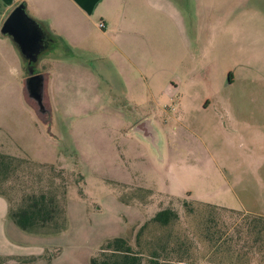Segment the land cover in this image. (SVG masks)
<instances>
[{
	"label": "rangeland",
	"instance_id": "obj_1",
	"mask_svg": "<svg viewBox=\"0 0 264 264\" xmlns=\"http://www.w3.org/2000/svg\"><path fill=\"white\" fill-rule=\"evenodd\" d=\"M179 7L171 26L141 42L140 70L113 41L106 58L91 57L106 100L82 66L58 72L51 124L34 113L48 137L39 156L53 164L20 157L0 173L12 210L40 193L63 210L25 238L31 252L44 248V264H91L119 236L144 264H264V0H238L235 26L217 10L205 18L197 0ZM58 53L51 43L42 55ZM146 116L156 145L134 131ZM165 208L179 215L168 225L153 220Z\"/></svg>",
	"mask_w": 264,
	"mask_h": 264
},
{
	"label": "crops",
	"instance_id": "obj_2",
	"mask_svg": "<svg viewBox=\"0 0 264 264\" xmlns=\"http://www.w3.org/2000/svg\"><path fill=\"white\" fill-rule=\"evenodd\" d=\"M197 1L205 11V18L208 10L213 9L219 11V22L231 26L238 24V0ZM184 2L185 0H0V133L6 138L0 140V152L19 158L27 157L36 163L53 164L39 156L42 155L41 151L48 137L23 99L22 82L28 75L26 60L11 38L1 33L3 22L17 5L23 3L26 6L27 12L48 33L49 45L53 43L59 49L58 54L42 55L44 50L38 63L42 72L45 71L41 67L43 59H52L54 62L52 70L49 68L46 71L50 74L49 93L53 102L54 95L61 93L57 90L59 87L56 89L57 73L61 74L64 69L75 71L78 66H82L90 86H97L100 101L106 100L108 95L103 90L106 81L102 77L101 64L92 62V58H106V43L113 41L116 49L126 57L127 67L140 70L139 61L135 58L141 53V42L150 43L155 40L160 26H171L175 21L176 9ZM222 11L226 12V17ZM101 21L106 24L105 28H100ZM69 56L85 60H69ZM145 119L154 123L152 116H146L143 120ZM9 210V200L0 195V257L11 261L35 256L39 259L38 264H44L41 260L44 248L37 246L31 252V242L25 238H30L27 233H33L32 230L46 226L24 230L16 224ZM35 233L39 234L37 231Z\"/></svg>",
	"mask_w": 264,
	"mask_h": 264
},
{
	"label": "water",
	"instance_id": "obj_3",
	"mask_svg": "<svg viewBox=\"0 0 264 264\" xmlns=\"http://www.w3.org/2000/svg\"><path fill=\"white\" fill-rule=\"evenodd\" d=\"M1 33L11 38L22 57L29 62L28 75L23 79V99L32 111L42 118L46 127L51 123V100L49 93L50 74L46 71L35 72V64L40 62V54L49 46V35L26 6L17 5L6 17ZM38 117V118H39ZM134 131L156 145L158 133L149 119L140 121Z\"/></svg>",
	"mask_w": 264,
	"mask_h": 264
},
{
	"label": "trees",
	"instance_id": "obj_4",
	"mask_svg": "<svg viewBox=\"0 0 264 264\" xmlns=\"http://www.w3.org/2000/svg\"><path fill=\"white\" fill-rule=\"evenodd\" d=\"M17 158L19 157L0 152V173H3V168L8 164L7 161L11 162ZM0 195L2 194L0 193ZM184 204L187 205V201ZM9 213L16 224L26 230L32 227H44L54 224L63 215V210L56 198L40 193L30 195L23 206L15 210L10 207ZM177 218H179V215L175 210L165 208L158 211L153 220L168 225ZM144 227L145 224L141 227L139 233L143 231ZM100 250L101 257H91V264H144L143 254L136 252L128 240L122 236L108 240L101 246ZM153 262L156 263V261Z\"/></svg>",
	"mask_w": 264,
	"mask_h": 264
},
{
	"label": "built area",
	"instance_id": "obj_5",
	"mask_svg": "<svg viewBox=\"0 0 264 264\" xmlns=\"http://www.w3.org/2000/svg\"><path fill=\"white\" fill-rule=\"evenodd\" d=\"M99 26H100V28H105L106 24L103 21H101V22H99Z\"/></svg>",
	"mask_w": 264,
	"mask_h": 264
},
{
	"label": "flooded vegetation",
	"instance_id": "obj_6",
	"mask_svg": "<svg viewBox=\"0 0 264 264\" xmlns=\"http://www.w3.org/2000/svg\"><path fill=\"white\" fill-rule=\"evenodd\" d=\"M29 65H30L29 62L26 61V66H27V68H28ZM36 67H37V63H36L35 66H34V70H35V72H36ZM50 118H51V115H50ZM50 124H51V123H50Z\"/></svg>",
	"mask_w": 264,
	"mask_h": 264
}]
</instances>
